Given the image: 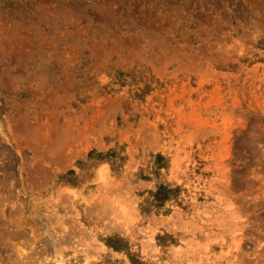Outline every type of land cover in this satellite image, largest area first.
Returning a JSON list of instances; mask_svg holds the SVG:
<instances>
[{
	"label": "rangeland",
	"instance_id": "rangeland-1",
	"mask_svg": "<svg viewBox=\"0 0 264 264\" xmlns=\"http://www.w3.org/2000/svg\"><path fill=\"white\" fill-rule=\"evenodd\" d=\"M50 259L264 264V0H0V264Z\"/></svg>",
	"mask_w": 264,
	"mask_h": 264
},
{
	"label": "bare ground",
	"instance_id": "bare-ground-1",
	"mask_svg": "<svg viewBox=\"0 0 264 264\" xmlns=\"http://www.w3.org/2000/svg\"><path fill=\"white\" fill-rule=\"evenodd\" d=\"M77 225H79V224L77 223ZM112 227H113V226H112ZM116 227H117V226H116ZM117 228H118V227H117ZM123 229H124V228H123ZM126 233H127V232H126ZM51 240H52V239H51ZM51 240H50V241H51ZM47 242H48V241H47ZM47 242H46V243H47ZM50 244H51V243H50ZM100 246H101V245H100ZM49 262H51V259H50V260H47L44 264H50ZM51 264H52V262H51Z\"/></svg>",
	"mask_w": 264,
	"mask_h": 264
}]
</instances>
